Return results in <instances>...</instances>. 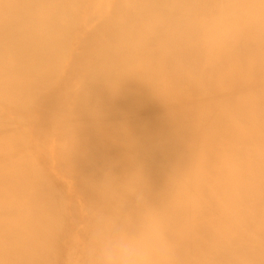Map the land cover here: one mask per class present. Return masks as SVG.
<instances>
[{
	"label": "bare ground",
	"instance_id": "obj_1",
	"mask_svg": "<svg viewBox=\"0 0 264 264\" xmlns=\"http://www.w3.org/2000/svg\"><path fill=\"white\" fill-rule=\"evenodd\" d=\"M144 212L173 264H264V0H0V264Z\"/></svg>",
	"mask_w": 264,
	"mask_h": 264
},
{
	"label": "clouds",
	"instance_id": "obj_2",
	"mask_svg": "<svg viewBox=\"0 0 264 264\" xmlns=\"http://www.w3.org/2000/svg\"><path fill=\"white\" fill-rule=\"evenodd\" d=\"M221 16H234L238 10L220 9ZM88 255L91 264H173V254L154 213L144 212L135 230L113 228L93 234Z\"/></svg>",
	"mask_w": 264,
	"mask_h": 264
}]
</instances>
